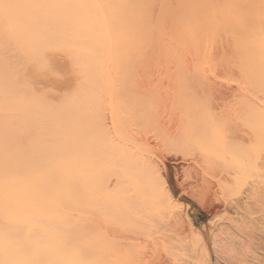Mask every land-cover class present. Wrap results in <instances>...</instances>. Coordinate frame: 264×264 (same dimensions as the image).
Wrapping results in <instances>:
<instances>
[{
    "label": "rangeland",
    "instance_id": "1",
    "mask_svg": "<svg viewBox=\"0 0 264 264\" xmlns=\"http://www.w3.org/2000/svg\"><path fill=\"white\" fill-rule=\"evenodd\" d=\"M145 8L130 62L80 99L92 181L68 210L75 253L37 261L264 264V0Z\"/></svg>",
    "mask_w": 264,
    "mask_h": 264
},
{
    "label": "bare ground",
    "instance_id": "2",
    "mask_svg": "<svg viewBox=\"0 0 264 264\" xmlns=\"http://www.w3.org/2000/svg\"><path fill=\"white\" fill-rule=\"evenodd\" d=\"M145 1L0 0V264L75 253L68 210L91 186L80 99L130 62Z\"/></svg>",
    "mask_w": 264,
    "mask_h": 264
}]
</instances>
